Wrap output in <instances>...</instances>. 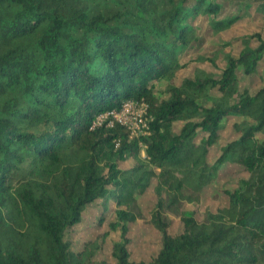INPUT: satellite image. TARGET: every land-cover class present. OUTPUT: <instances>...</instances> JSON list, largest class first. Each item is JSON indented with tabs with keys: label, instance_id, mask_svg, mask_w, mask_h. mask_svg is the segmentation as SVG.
<instances>
[{
	"label": "trees",
	"instance_id": "obj_1",
	"mask_svg": "<svg viewBox=\"0 0 264 264\" xmlns=\"http://www.w3.org/2000/svg\"><path fill=\"white\" fill-rule=\"evenodd\" d=\"M223 8L219 0H0V264L93 263L101 247L76 251L67 235L99 202L112 206L110 231L120 233L116 264H264V87L241 91L238 75L258 72L264 35L244 37L218 77L197 69L177 83L182 54L200 40L199 17L215 34L243 14L264 17V0L225 17ZM131 100L148 106L149 135L131 137L118 124L91 129ZM231 117L241 118L239 136L210 163ZM226 163L248 178L224 192L226 208L201 213ZM153 182L150 223L161 248L137 262L130 228L145 219L139 197ZM171 214L182 226L176 234Z\"/></svg>",
	"mask_w": 264,
	"mask_h": 264
},
{
	"label": "rangeland",
	"instance_id": "obj_2",
	"mask_svg": "<svg viewBox=\"0 0 264 264\" xmlns=\"http://www.w3.org/2000/svg\"><path fill=\"white\" fill-rule=\"evenodd\" d=\"M219 1L224 5L223 16L225 17L231 13H239V5L245 0ZM252 13L254 15L243 14V17L232 28L218 34L213 33L207 18L199 17L195 25L200 40L182 54L181 60L187 64V67L179 72L177 83L179 84L183 78L193 77L197 69L213 73L218 77L224 67L225 55L228 53L237 54L243 48L242 39L244 37L256 31H261L264 35V17L256 15L254 11ZM255 44L256 41L252 40V45ZM200 57L214 58L217 62V67H214L209 61H199ZM238 75L240 78V90L244 91L247 89L253 94L256 93L264 87V59L256 74L245 76L242 70H239ZM164 85H157V94L161 98L167 97L166 92H164ZM213 95H217V93L214 92ZM239 121H241V118L238 117H231L225 121L218 144L210 149V163H214L221 155L222 147L238 138L239 135L234 129V124ZM181 126V123H176L175 129L178 131ZM258 138L264 139V133H259ZM132 166V160L122 165L123 168H131ZM247 178L248 173L242 166L226 163L220 172L219 178L204 190L200 212L204 213L206 210H210L215 213L222 208H226L228 206V198L224 192L237 189L239 180ZM154 186L155 182L144 195L139 197V205L145 219L138 221L130 228L129 237L131 244L129 251L133 261L150 260L157 255L161 248V234L150 223V215L156 202L153 193ZM186 207L190 209L189 206ZM111 208L112 206L109 207L108 211H104V206L100 202L89 206L84 212L81 224L67 235V239L76 251L82 250L86 243L98 244L101 247L96 252L94 261L91 264H116L112 256V246L119 241L120 233L110 231V224L115 220V215ZM171 215V233L176 234L182 229V226L177 216ZM102 216L104 218L100 222Z\"/></svg>",
	"mask_w": 264,
	"mask_h": 264
},
{
	"label": "built area",
	"instance_id": "obj_3",
	"mask_svg": "<svg viewBox=\"0 0 264 264\" xmlns=\"http://www.w3.org/2000/svg\"><path fill=\"white\" fill-rule=\"evenodd\" d=\"M152 118L148 115V106L143 102L128 101L125 102L120 110H113L101 114L93 123L91 129L105 124L113 127L115 124L128 129L131 137L149 135L150 121Z\"/></svg>",
	"mask_w": 264,
	"mask_h": 264
}]
</instances>
